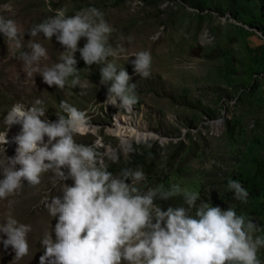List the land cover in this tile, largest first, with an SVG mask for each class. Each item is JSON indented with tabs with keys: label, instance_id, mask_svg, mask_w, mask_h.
Here are the masks:
<instances>
[{
	"label": "rangeland",
	"instance_id": "rangeland-1",
	"mask_svg": "<svg viewBox=\"0 0 264 264\" xmlns=\"http://www.w3.org/2000/svg\"><path fill=\"white\" fill-rule=\"evenodd\" d=\"M6 4L12 12L3 10ZM49 4L68 15L92 8L103 14L114 29L108 43L118 52L109 61L127 70L138 102L129 111L106 105L102 65H86L79 51L74 54L79 85L71 86L69 77L61 90L48 86L38 73L28 78L23 62L0 33V131L6 129L4 119L15 103L31 107L40 100L37 106L46 111L43 118L55 121L57 113L63 114L60 102L67 101L98 126L95 135L74 139L95 145L114 175L124 168L141 169L142 189L178 185L196 192L197 204L203 200L224 210L234 208L258 226L254 235L264 237V0H0V15L17 21L27 47L31 39L27 30L53 15ZM34 39L48 51L41 67L58 62L61 52L53 48L58 43L55 36L49 41L41 33ZM85 43L81 38L78 47ZM139 51L151 54L146 78L134 72L135 57H129ZM117 115L156 134L149 141L152 146L137 141L121 145L120 133L109 131ZM15 149V144L0 145V159L14 156ZM62 170L67 174L66 167ZM229 178L248 191L247 202L235 199L227 189ZM53 179L51 172L42 173L39 185L25 181L17 193L0 200V223L11 215L31 226L29 253L17 260L12 248L0 243V264H39L42 237L56 223L42 201L62 196L63 183H74L69 178L54 184ZM154 202L163 210L187 207L182 195ZM257 256L264 262V247L258 248Z\"/></svg>",
	"mask_w": 264,
	"mask_h": 264
},
{
	"label": "clouds",
	"instance_id": "clouds-1",
	"mask_svg": "<svg viewBox=\"0 0 264 264\" xmlns=\"http://www.w3.org/2000/svg\"><path fill=\"white\" fill-rule=\"evenodd\" d=\"M3 10L12 12L11 5H4ZM48 11L53 15L27 30L31 36L27 47L25 31L17 21L0 15V33L14 49V57L23 62L26 76L34 79L38 73L48 86L61 90L72 77L70 84L75 87L80 84L74 55L79 51L86 65H102L100 84L107 86L104 103L131 110L138 102L136 84L130 83L124 67L109 61L118 52L108 43L114 29L103 14L92 8L68 15L50 4ZM41 33L49 41L55 36L64 48L51 66H40L48 59L47 49L34 39ZM81 38L86 43L78 47ZM129 57H135L131 60L135 73L145 78L150 75L149 51ZM41 103L37 100L31 107L13 104L4 119L6 129L0 131V145L5 147L10 143L8 128L21 125L12 140L17 145L15 155L0 159V200L17 193L25 181L29 186L39 185L45 172L53 174L54 184L69 178L74 181L72 186L63 183L62 196L42 201L56 223L42 237L39 264H264L257 256L264 237L254 235L260 229L253 220L231 207L224 210L203 200L197 204L199 194L178 185L167 190L162 185L142 189L138 186L145 180L141 169L124 168L114 175L95 145L74 139L98 131L85 111L61 101L63 114L57 113L58 119L52 121L43 118L46 111L37 106ZM155 135L143 134L137 142L150 148ZM65 167L67 174L62 170ZM129 179L131 183L126 182ZM227 189L235 199L247 202L248 191L238 180L229 178ZM176 195L183 196L187 207L163 210L154 202ZM30 231V225L8 215L0 223V243L5 249L10 246L19 260L29 253Z\"/></svg>",
	"mask_w": 264,
	"mask_h": 264
},
{
	"label": "bare ground",
	"instance_id": "bare-ground-1",
	"mask_svg": "<svg viewBox=\"0 0 264 264\" xmlns=\"http://www.w3.org/2000/svg\"><path fill=\"white\" fill-rule=\"evenodd\" d=\"M125 42L127 41L125 40ZM112 44L114 45V43ZM122 45L123 43H120V46ZM53 48L58 52L64 51V48L61 46L59 42L53 45ZM132 121L130 117L128 118L125 115H117L115 116L113 127L110 128L109 130L111 132H114L115 134L116 133L118 134V132L120 133L119 134L120 139H121L120 144L123 146H126L127 144L129 145L131 141H137V138L142 137L143 134L152 133L145 127H141L137 125L135 122L133 123ZM220 122L221 120H217L216 124H220ZM11 126L13 128L12 131L9 133L7 132V137L10 141V143L8 144L10 145L15 144L14 142H12L13 137H15L19 133L20 128H21V125L19 124H13ZM45 141H47V137H45ZM15 147H17L16 144H15Z\"/></svg>",
	"mask_w": 264,
	"mask_h": 264
}]
</instances>
